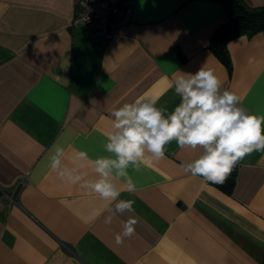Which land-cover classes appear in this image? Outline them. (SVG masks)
I'll return each mask as SVG.
<instances>
[{
    "label": "crops",
    "instance_id": "0c3cea01",
    "mask_svg": "<svg viewBox=\"0 0 264 264\" xmlns=\"http://www.w3.org/2000/svg\"><path fill=\"white\" fill-rule=\"evenodd\" d=\"M74 4L0 0V264H262L264 152L237 164L230 191L184 172L199 147L173 141L162 159L146 153L127 169L135 192L116 181L135 211L110 225L109 202L62 180L50 158L62 147V167L98 179L91 161L112 157L113 108L144 97L170 113L176 75L202 66L264 116V31L229 40L227 67L208 46L228 20L219 0H130L132 22L96 41L70 26ZM77 151L88 159L74 160ZM132 216L135 234L116 244Z\"/></svg>",
    "mask_w": 264,
    "mask_h": 264
},
{
    "label": "clouds",
    "instance_id": "9594fccd",
    "mask_svg": "<svg viewBox=\"0 0 264 264\" xmlns=\"http://www.w3.org/2000/svg\"><path fill=\"white\" fill-rule=\"evenodd\" d=\"M222 83L212 69L202 66L195 73L176 75L173 88L180 103L170 113L157 107L155 98L144 97L113 108V130L107 134L104 145L112 157L91 161L98 179H84L76 168L62 167L65 150L59 146H54L50 168L62 180L77 182L81 189L109 202L105 209L110 213L104 218L106 225L112 223L116 214L135 211V201L118 199L121 193L116 181L123 178L126 190L135 192L136 185L127 169L149 159L146 153L157 160L164 158L166 146L173 141L180 149L203 150L196 159L182 164L186 174L222 185L247 155L264 152V116L249 114L240 106L235 92L222 90ZM73 159L83 161L88 156L77 151ZM137 223L134 216L123 221L122 231L115 235L116 244L131 238Z\"/></svg>",
    "mask_w": 264,
    "mask_h": 264
},
{
    "label": "built area",
    "instance_id": "2783aa9c",
    "mask_svg": "<svg viewBox=\"0 0 264 264\" xmlns=\"http://www.w3.org/2000/svg\"><path fill=\"white\" fill-rule=\"evenodd\" d=\"M131 15L130 0H75L70 26L84 30L95 41L110 40L132 22ZM236 171L237 165L228 179H233Z\"/></svg>",
    "mask_w": 264,
    "mask_h": 264
},
{
    "label": "trees",
    "instance_id": "16d2710c",
    "mask_svg": "<svg viewBox=\"0 0 264 264\" xmlns=\"http://www.w3.org/2000/svg\"><path fill=\"white\" fill-rule=\"evenodd\" d=\"M224 4L228 20L220 25L209 41V48L221 59L227 67L231 60L227 43L239 35H253L264 31V4L250 6L243 0H219ZM233 179H227L222 188L230 191ZM264 264V261H262Z\"/></svg>",
    "mask_w": 264,
    "mask_h": 264
}]
</instances>
